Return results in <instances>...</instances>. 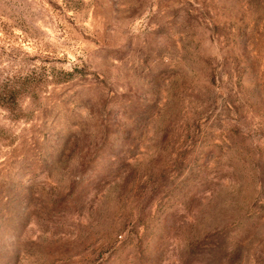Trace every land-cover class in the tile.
Segmentation results:
<instances>
[{"label":"rangeland","instance_id":"374dc122","mask_svg":"<svg viewBox=\"0 0 264 264\" xmlns=\"http://www.w3.org/2000/svg\"><path fill=\"white\" fill-rule=\"evenodd\" d=\"M0 264H264V0H0Z\"/></svg>","mask_w":264,"mask_h":264}]
</instances>
